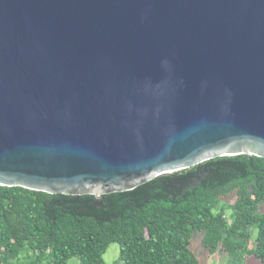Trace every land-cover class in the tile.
I'll return each mask as SVG.
<instances>
[{
	"label": "water",
	"instance_id": "95a60500",
	"mask_svg": "<svg viewBox=\"0 0 264 264\" xmlns=\"http://www.w3.org/2000/svg\"><path fill=\"white\" fill-rule=\"evenodd\" d=\"M241 154L264 0H0L1 186L101 197Z\"/></svg>",
	"mask_w": 264,
	"mask_h": 264
},
{
	"label": "trees",
	"instance_id": "16d2710c",
	"mask_svg": "<svg viewBox=\"0 0 264 264\" xmlns=\"http://www.w3.org/2000/svg\"><path fill=\"white\" fill-rule=\"evenodd\" d=\"M196 232L211 256L264 264V158L217 157L101 197L0 185V264H107L113 243L114 264H200Z\"/></svg>",
	"mask_w": 264,
	"mask_h": 264
},
{
	"label": "rangeland",
	"instance_id": "374dc122",
	"mask_svg": "<svg viewBox=\"0 0 264 264\" xmlns=\"http://www.w3.org/2000/svg\"><path fill=\"white\" fill-rule=\"evenodd\" d=\"M203 236L201 232H196L191 240V250L198 258L200 264H228L229 256L223 250H219L215 255H209L203 247ZM120 246L117 243H113L108 248L104 255L107 264H114L119 258ZM261 261L251 255L245 256V264H260ZM68 264H82L81 260L77 257L72 258Z\"/></svg>",
	"mask_w": 264,
	"mask_h": 264
}]
</instances>
